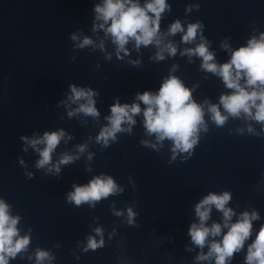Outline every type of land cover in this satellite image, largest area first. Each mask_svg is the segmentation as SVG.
Returning a JSON list of instances; mask_svg holds the SVG:
<instances>
[{
    "label": "water",
    "instance_id": "1",
    "mask_svg": "<svg viewBox=\"0 0 264 264\" xmlns=\"http://www.w3.org/2000/svg\"><path fill=\"white\" fill-rule=\"evenodd\" d=\"M100 3L0 0V198L19 216V235L29 236L8 264H38L40 250L50 259L39 264H216L215 255L198 259L210 244H197L190 227L199 221L197 203L210 192L224 191L231 194L232 221L245 211L259 216L243 246L226 261L247 264L248 246L264 228V121L243 111L227 113L220 97L234 89L202 66V56L184 49L203 38L218 64L230 60L234 49L264 32V0H167L159 32L177 51L165 50L162 58L157 57L161 45L137 47L134 39L126 43L127 52L118 54L111 33L99 26ZM176 20L184 31L199 22L196 36L185 41L183 31L169 32ZM85 37L92 43L81 45ZM170 75L191 89L206 125L199 127L190 150H175V155L172 138L158 140L148 131L146 105L137 96L158 91ZM245 80L241 77V83ZM73 84L93 90L98 115L77 110L86 101L71 98ZM117 101L139 102L141 111L133 114L130 129L122 122L115 138L104 143L97 137L110 124ZM213 103L227 114L222 124L212 118ZM60 129L64 136L49 163L65 153L74 158L60 163L59 171L38 166V147L44 144L37 147L23 137ZM80 145H86L83 151ZM101 174L113 177L122 190L94 202L69 199L74 185ZM129 208L135 213L131 220ZM223 220V211L213 204L205 223ZM226 231L224 226L207 240H220ZM90 237L103 243L89 247Z\"/></svg>",
    "mask_w": 264,
    "mask_h": 264
},
{
    "label": "clouds",
    "instance_id": "2",
    "mask_svg": "<svg viewBox=\"0 0 264 264\" xmlns=\"http://www.w3.org/2000/svg\"><path fill=\"white\" fill-rule=\"evenodd\" d=\"M166 7H169L167 0H144L143 4L140 3V0H102V3L96 5V11L98 18L102 21L99 26L104 27L106 33H111L118 46V54L121 49L127 52L126 43L130 39H134L137 47L141 43L151 42L161 45L157 57L162 58L165 50L171 54H175L177 51L176 45L171 41L165 43L159 32L161 13ZM150 13H154V15ZM198 27H200L199 22L191 23L184 31L180 20H176L170 25L168 31L171 33L183 31V40L190 41L196 36ZM88 43H92L90 37H85L81 41V45ZM224 46L228 47L227 44ZM184 51L190 55L196 53L202 56V66L219 73L226 85L234 89L231 93L222 94L220 97V102L227 113L239 115L243 111L250 117L264 121V32L258 37H251L247 44L234 49L230 60L222 64H218L214 60V53L209 50L207 42L203 38L196 47L185 48ZM241 77H246L244 83H241ZM248 86L257 87L249 88ZM71 87L73 100L85 98L86 101L81 103L77 110L98 115L93 90L77 87L75 84ZM137 96L146 105L143 112L144 123L148 131L157 133L158 140H163L165 137L172 138L174 140L173 155L176 154L175 150L187 151L194 146L198 140L199 127L202 125L206 127L204 125V109L192 98L191 89L179 77L170 75L163 80L158 91L145 90L138 93ZM140 111L139 102L121 104L117 101L112 105L111 115L108 116L110 124L101 130L97 139L107 143L109 137L115 138V133L122 129L124 121L128 122L130 129L131 124L135 123L133 114ZM209 111L217 123L222 124L227 118V114L221 112L218 104H210ZM249 128L251 129V126ZM63 136L64 130L60 129L46 131L42 137L29 139L25 136L23 138L37 147L41 143L44 144L43 148L38 147L40 152L38 166L48 165L49 170L55 168L59 171L60 163L68 162L74 158L71 154L65 153L60 161L55 164L49 163L52 160L53 150ZM145 143L150 142L145 141ZM79 147L83 151L86 145ZM120 190L122 189L113 177L101 174L85 184L74 185L68 196L69 199L79 204L82 201L94 202L102 196ZM230 198L231 194L228 191L210 192L197 203L196 212L199 221L192 223L190 233L197 244L204 245L206 242L210 244L209 252L202 253L198 259L210 258L215 255L216 264H226L227 259L235 250L240 249L245 239L249 237L252 220L259 219L255 211L251 213L245 211L236 221H232L233 209L227 204ZM213 204L223 211V224L220 222H213L211 225L205 223L209 218ZM9 208V204L0 198V264H8L9 257L15 256L29 243L28 235H19L17 227L19 216L12 215ZM128 211L131 220L135 213L131 208ZM224 226H227V231L223 233L220 240H207L209 234L212 236L220 234ZM96 231L102 232V229L98 227ZM102 243V238L97 241L95 237H90L88 246L94 248ZM45 257H49V253L40 250L37 254L38 264ZM246 261L247 264H264V228L260 230L256 240L248 246Z\"/></svg>",
    "mask_w": 264,
    "mask_h": 264
}]
</instances>
